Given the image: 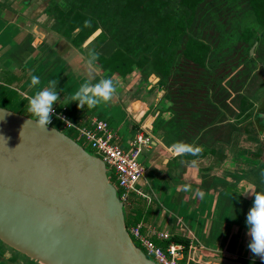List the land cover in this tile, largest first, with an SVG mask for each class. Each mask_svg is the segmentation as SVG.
<instances>
[{"label": "crops", "instance_id": "1", "mask_svg": "<svg viewBox=\"0 0 264 264\" xmlns=\"http://www.w3.org/2000/svg\"><path fill=\"white\" fill-rule=\"evenodd\" d=\"M62 1L0 0V91L16 90L28 102L27 97L57 80L61 101L53 107L68 113L74 127L93 129L97 121H104L121 148L128 147L138 132L147 135V168L133 195L140 202H136L140 221L131 227L140 226L141 233L161 248L168 242L159 240L156 233L168 235L171 241H186L188 249L181 264H212L210 256L264 264L248 248L251 237L245 223L254 200L245 193L262 190L258 188L263 184L252 177L260 163L248 157L249 151H256V144L246 135L240 138L238 132L228 135L227 129H221L236 125L238 103H229L227 110L214 116L213 126L194 137L185 124L189 121L185 107L178 108L166 97L168 91L159 86L161 78L155 73L143 75L135 70L119 77L98 66L93 83L111 78L117 84V95L109 105L79 109L70 97L88 78L81 57L87 56L89 46L76 47L72 42L78 29L70 38L63 34L57 11L71 7ZM32 75L40 77L36 86H31ZM118 129L123 130V136ZM69 130L82 140L75 129ZM178 142L202 146L203 152L177 156L172 145ZM191 161L196 162L194 166ZM180 185H190L191 190H178ZM131 217L135 219V214ZM0 264L39 263L0 242Z\"/></svg>", "mask_w": 264, "mask_h": 264}, {"label": "trees", "instance_id": "2", "mask_svg": "<svg viewBox=\"0 0 264 264\" xmlns=\"http://www.w3.org/2000/svg\"><path fill=\"white\" fill-rule=\"evenodd\" d=\"M230 1L237 3L241 7L240 12L253 21L252 25L244 26L237 38L233 37V25L227 22L225 14L234 7L223 9L229 0H118L110 6H92L87 0L75 5L69 0L71 8L58 10L57 21L67 38L79 30L72 37L76 47H80L99 27L102 28L103 32L95 41L105 47L111 45L108 48L111 51L106 55L100 54L98 66L104 72L119 77H126L135 70L143 75L155 73L161 78L159 86L168 91L166 97L178 108L185 107L189 119L185 124L194 137L213 126L214 116L236 101L239 120L236 125H225L221 129H227L228 135L239 130L259 143V148L255 152L249 151L248 157L259 161V169L263 171L264 141L257 134L251 113H246L252 104L242 97L240 89L227 84L226 88L222 82L229 78L231 82L238 80L242 86L244 82L240 73L245 70V78L251 75L246 66L249 65V50L255 41L260 44L254 57L264 61V0ZM172 2L176 4L173 10L170 8ZM89 7L95 10L91 11ZM89 10L92 15H89ZM213 16L221 20V30L215 25ZM86 20H91L90 27L85 26ZM258 29L263 30L260 39L257 37ZM235 70H238L237 75L231 77ZM6 81L10 85V80ZM26 103L16 90L0 91V107L4 109L24 115ZM65 114L73 121L68 113ZM56 121L59 120L55 119L51 124L54 128ZM240 124H244L243 130L238 129ZM75 141L82 142L80 139ZM108 178L116 187L114 178ZM258 189L257 192H263L264 186ZM117 193L120 195L121 191L117 189ZM136 202L140 204L132 196L129 205L124 206L127 229L140 221L136 216ZM133 213L135 219L131 217ZM172 241L183 245L185 251L188 249L186 241L177 238ZM133 242L139 247L136 241Z\"/></svg>", "mask_w": 264, "mask_h": 264}, {"label": "water", "instance_id": "3", "mask_svg": "<svg viewBox=\"0 0 264 264\" xmlns=\"http://www.w3.org/2000/svg\"><path fill=\"white\" fill-rule=\"evenodd\" d=\"M101 33L98 28L83 47ZM32 120L0 107V242L39 264H156L130 237L103 161ZM253 121L264 131V110Z\"/></svg>", "mask_w": 264, "mask_h": 264}, {"label": "clouds", "instance_id": "4", "mask_svg": "<svg viewBox=\"0 0 264 264\" xmlns=\"http://www.w3.org/2000/svg\"><path fill=\"white\" fill-rule=\"evenodd\" d=\"M91 20L85 21V26H91ZM100 53L94 48L89 49L86 57H81L88 72V78L80 85L77 91L71 95L70 99L75 102L79 109L87 106L88 109L96 108L100 105H109L117 95V84L111 78H103L93 83V73L98 70ZM40 83V77L31 76V86ZM60 91L57 90V80L49 82L48 86L27 97L28 111L34 117L33 122L38 129H47L54 114V105L61 101ZM60 118L59 116L57 117ZM70 124L67 120L64 121ZM172 151L177 156L202 154V146L178 142L172 145ZM194 166L195 161L189 162ZM264 177V171L261 172ZM178 190L190 191V185H180ZM254 196L253 205L246 215L247 234L251 237L248 248L251 253L264 261V192H248ZM203 196V193H200Z\"/></svg>", "mask_w": 264, "mask_h": 264}, {"label": "built area", "instance_id": "5", "mask_svg": "<svg viewBox=\"0 0 264 264\" xmlns=\"http://www.w3.org/2000/svg\"><path fill=\"white\" fill-rule=\"evenodd\" d=\"M55 119L61 121L67 129H75L79 133L80 138L94 151L93 155L105 164L108 177L114 178L117 188L121 191L118 198L123 206L129 205L130 198L137 192V185L145 176V167L139 162V158L150 145L149 137L143 132H138L127 149H124L114 142L109 126L104 121H97L93 129H78L69 122L65 111L58 112L54 109L50 125ZM65 120L70 124L65 123ZM127 231L147 258L156 264H181L184 247L173 243L168 235L156 233L159 240L168 242L167 247L163 249L143 235L140 226L130 227Z\"/></svg>", "mask_w": 264, "mask_h": 264}, {"label": "rangeland", "instance_id": "6", "mask_svg": "<svg viewBox=\"0 0 264 264\" xmlns=\"http://www.w3.org/2000/svg\"><path fill=\"white\" fill-rule=\"evenodd\" d=\"M80 1L71 0V3L73 2L76 5L77 4L76 2H79L78 4H80ZM96 1L97 0H87L88 3H92V4L96 3ZM100 1L102 3L105 0H100ZM116 1H118V0H111V1L109 0V2H111V5H115L117 3ZM62 2L64 3L65 1L63 0ZM175 5H173V2H172L170 4V8L173 10ZM225 6L223 8L224 10L227 9V8H233L234 7L232 10H230L228 13H225V14H226V17L228 19L227 22H230L233 25V28H231L232 29L231 33H232L233 37L237 38L239 36L240 31H242V29L244 28V26H250V25L253 24L252 18L247 16V15L242 14L240 12L241 11V7L237 6V3H234L233 1L229 0V2ZM89 8H91L90 9L91 11L95 10V8H93V7H89ZM90 10H89V13H91ZM239 13H241V14L239 15ZM89 15H92V13L89 14ZM237 15H238V17H237ZM213 21H215V23H216L215 25H218L217 27H219V30H221V25H222L220 23L221 20L219 18H217L216 16H213ZM263 30H264V28H263ZM263 30L260 31L258 29V36L257 37L259 39L262 37L261 34H263ZM259 44H260V42H257V45H256V47L254 49L253 55H251L248 58V61H247L248 64H249V65L246 66L248 68V70H249V71L248 70L247 71L250 72L251 75L253 76L252 80H250V82H249V84L247 86V87H249V89H251V90L247 91V95H250L252 92H254V87L257 86L258 83L259 84L263 83V80H264V61H261L260 59H257V58L254 57L255 52L259 48ZM88 46H87L88 48L86 50L87 53H88L89 49H92V48H94L96 51L99 50V52H101L102 54H109V52L111 51V49H108V48H111V45L108 44L107 47H105V46L101 47L102 45H99L98 42H96V41L92 42ZM244 71L242 73H240V76H241L240 79L244 77V75H245ZM226 83H227V85H233L232 82L229 81V80ZM255 108H257V107H255ZM23 114L25 116L32 117L34 119V117L28 111V102L23 107ZM53 126L58 128L61 132L65 133L66 135L71 136L74 140H77L76 136H75V133H73V131L67 129L62 122H55L53 124ZM112 129H114V128H112ZM115 129H117V128H115ZM118 132H119V134L121 136H123V134H122L123 130L118 129ZM78 144L81 145L85 150H87V152H89L91 154H95L94 151L85 142L78 141ZM122 148L127 149V147L125 148V146H122ZM139 162L145 168H147L146 153L145 152L139 158ZM249 162H251V160H249ZM125 212H126V210L124 208V213Z\"/></svg>", "mask_w": 264, "mask_h": 264}, {"label": "flooded vegetation", "instance_id": "7", "mask_svg": "<svg viewBox=\"0 0 264 264\" xmlns=\"http://www.w3.org/2000/svg\"><path fill=\"white\" fill-rule=\"evenodd\" d=\"M65 1V3L68 5V4H70V2H69V0L67 1V0H64ZM76 1H80V0H76ZM111 1V0H110ZM121 1V0H120ZM69 2V3H68ZM109 0H105V1H103L102 3H101V1L100 0H97L96 1V3H91L93 6H97V5H99V4H105V5H107V6H110L111 5V2H109ZM77 4L79 3V2H76ZM74 4V3H73ZM76 4V5H77ZM100 29V28H99ZM101 31H102V29H101ZM103 32V31H102ZM256 42V41H255ZM255 42H254V44H255ZM254 44L252 45V47L254 46ZM251 47V48H252ZM251 48H250V50H251ZM250 50H249V56H250ZM255 55V54H254ZM240 69V68H239ZM238 69V70H239ZM238 70H235L233 73H232V75H231V77L232 76H234L235 74L237 75V71ZM252 75H250L249 77H243V78H241L242 80H243V84H242V86H240L239 84H238V80L236 81V82H232V86L233 87H235L236 89L238 88V89H240V94L242 95V97H244V98H246L247 99V101H248V103H250V104H252V108L251 109H248L247 110V112L246 113H251V120H253V117L255 116V114H256V112H258L259 110H264V80H263V83H258V85L257 86H255L254 87V92H252L250 95H247V91L248 90H251V89H249V87H247L248 86V84H249V82H250V80H252ZM228 80H229V78L228 79H225L223 82H222V85L224 86V87H226V88H228L227 86H226V82H228ZM251 88V87H250ZM258 88H260L259 90H257ZM254 96V97H253ZM255 107H257V108H255ZM244 126V124H240L239 126H237L238 127V129H241V130H243V127ZM255 129L257 130V134H259V137L261 138V140L262 141H264V138H262L263 137V135H264V131H262V132H260L259 131V129H258V127L255 125ZM238 134H239V137L241 138V136L243 135H246V136H248L247 134H245V133H240L239 132V130H238ZM254 144H256V149H258L259 148V143H255L254 142ZM255 163H259V161H257V160H253ZM264 171V170H263ZM261 170H259L258 169V167L257 168H254V172L252 173V177H255L256 179H258L259 181H263V184H261L262 186H264V177H262L261 176ZM256 183H258V182H256Z\"/></svg>", "mask_w": 264, "mask_h": 264}]
</instances>
